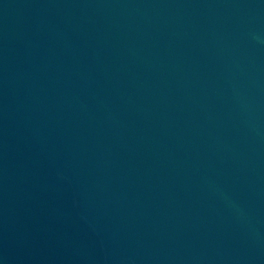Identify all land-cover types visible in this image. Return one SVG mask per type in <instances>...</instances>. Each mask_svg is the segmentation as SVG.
<instances>
[{
    "label": "water",
    "instance_id": "water-1",
    "mask_svg": "<svg viewBox=\"0 0 264 264\" xmlns=\"http://www.w3.org/2000/svg\"><path fill=\"white\" fill-rule=\"evenodd\" d=\"M0 264H264V0H0Z\"/></svg>",
    "mask_w": 264,
    "mask_h": 264
}]
</instances>
